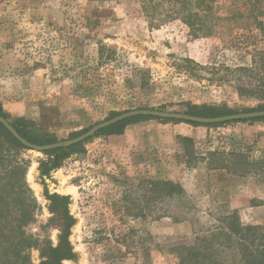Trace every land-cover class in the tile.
Here are the masks:
<instances>
[{"label":"rangeland","instance_id":"1","mask_svg":"<svg viewBox=\"0 0 264 264\" xmlns=\"http://www.w3.org/2000/svg\"><path fill=\"white\" fill-rule=\"evenodd\" d=\"M144 1L0 0L7 121L23 119L62 142L133 110L264 107V89L248 92L264 84V0H218L222 20L207 38H192L179 20L151 27ZM144 125L93 138L45 179L50 194L70 198L76 221L69 241L77 259L62 264H178L180 250L215 229L224 211L264 228V209H251L264 206L263 131L252 123L198 125L208 132L197 143ZM20 157L39 206L30 232L46 226L55 244L62 222L47 210L37 171L46 157L30 150ZM235 177L246 181L241 199L254 196L246 205L230 200ZM159 181L181 186L184 196L147 184ZM31 258L39 263L37 251Z\"/></svg>","mask_w":264,"mask_h":264},{"label":"trees","instance_id":"2","mask_svg":"<svg viewBox=\"0 0 264 264\" xmlns=\"http://www.w3.org/2000/svg\"><path fill=\"white\" fill-rule=\"evenodd\" d=\"M217 1L149 0L141 3V12L153 28L160 26L166 20H179L186 25L192 38H207L214 34L217 22L222 20L216 15L215 4ZM160 14L161 18L158 17ZM258 89L263 90L264 84L254 86L248 92L252 93ZM238 91L241 93L243 89L239 87ZM259 111H264V107L248 109L241 113ZM187 114L211 118L238 113L203 107L198 112ZM0 116L7 121V116L1 108ZM150 120H156L162 124L169 122L179 124L177 121L151 117L132 118L100 131L83 143L42 153L46 159L38 163V179L44 187L43 196L47 201L48 212L62 222L55 244L51 242L49 236H46V226L40 227L39 233L30 232V227L36 223L39 206L26 181L29 162L20 157V154L28 149L14 139L0 124V264H33L31 258L33 251H37L39 254L38 264H62L65 261H75L77 256L69 241L71 228L76 222L68 210L70 198L56 193L50 194L45 185V179H49L51 173L59 169L63 161L71 154L83 150V145L93 138L119 136L123 134L127 126ZM237 122H264V118L232 123ZM9 124L21 138L30 144L43 146L59 142L52 135L40 134L32 128V123H27L23 119H17ZM185 124L198 126L190 123ZM221 125H208V127ZM182 141L191 142L187 138H182ZM223 169H227V167H223ZM231 173L234 174V172ZM261 183L264 186V177ZM147 184L160 187L166 196L175 195L179 198L184 196L181 186L170 182H147ZM220 214L223 215L219 217V225L215 229L197 236L192 247L180 250L177 256L178 264H264V228L242 224L237 210L224 211Z\"/></svg>","mask_w":264,"mask_h":264},{"label":"water","instance_id":"3","mask_svg":"<svg viewBox=\"0 0 264 264\" xmlns=\"http://www.w3.org/2000/svg\"><path fill=\"white\" fill-rule=\"evenodd\" d=\"M137 117H151L160 120H168V121H177L179 123H190L196 124L199 126H208V125H220L235 121H243L249 119H257V118H264V111L259 112H252V113H238L234 115L222 116V117H198V116H191L183 113H176V112H167V111H157V110H150V109H140V110H133L128 111L122 114H119L115 117H112L106 121L98 123L91 128H89L86 132L80 134L79 136L58 142L51 145H33L26 142L23 138L19 136V134L11 127L8 121L3 119L0 116V124L12 135L14 139H16L22 146L27 148L30 151L43 153L45 151L58 149V148H68L79 143H83L89 138H92L95 134L99 133L100 131L113 126L115 124L121 123L123 121L137 118Z\"/></svg>","mask_w":264,"mask_h":264},{"label":"crops","instance_id":"4","mask_svg":"<svg viewBox=\"0 0 264 264\" xmlns=\"http://www.w3.org/2000/svg\"><path fill=\"white\" fill-rule=\"evenodd\" d=\"M140 124H146L144 126H148V127H152V128H156V129H160V130H165L166 132L168 131V132H170V135H177V136L191 138V139L195 140L197 143H199L200 141L205 139L206 134L208 132L203 127H191V126H189L187 124H184V123H179V124H174V123L158 124L155 121L150 120V121L140 122ZM252 125L257 126L256 127L257 129H260L261 131L264 132V122H255V123H252ZM131 126L132 125L127 126L126 129H129V128L131 129L132 128ZM229 180H230V178H229ZM231 181H233V183H237L238 182V186L236 185L235 188L231 189V191H230V193H231L230 200H233V196H235V202L239 201V203L242 206L246 205L247 201L250 200V198L254 197L253 195H249L245 199H241V195H242L241 192L245 191V182L246 181L244 179H240L238 177L233 178ZM218 192H220V190ZM262 208L264 209V206L258 205V206H253V208H251V209L253 211H258V210H260Z\"/></svg>","mask_w":264,"mask_h":264}]
</instances>
